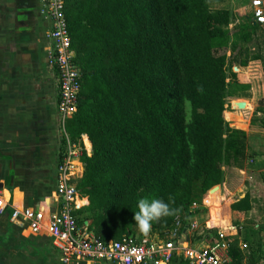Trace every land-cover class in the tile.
Segmentation results:
<instances>
[{
  "label": "trees",
  "instance_id": "16d2710c",
  "mask_svg": "<svg viewBox=\"0 0 264 264\" xmlns=\"http://www.w3.org/2000/svg\"><path fill=\"white\" fill-rule=\"evenodd\" d=\"M215 2L65 0L83 75L66 133L73 143L88 136L89 151L92 144V156L81 158L83 177L75 181L90 205L77 218L104 242L146 235L134 219L146 197L176 210L152 224L149 233L163 240L176 233L177 242L191 219L210 208L212 229H220L225 171L244 167L248 153L246 121L229 123L227 106L244 92L234 87L246 88L237 70L253 62L264 67V27L251 18L239 23L234 11L214 9ZM259 113L264 130V109ZM65 153L66 138L61 161ZM252 209L249 194L232 205L234 212ZM246 231L229 244L231 264L264 261L263 230ZM209 235L196 237L204 242ZM173 264L188 263L177 258Z\"/></svg>",
  "mask_w": 264,
  "mask_h": 264
},
{
  "label": "crops",
  "instance_id": "0c3cea01",
  "mask_svg": "<svg viewBox=\"0 0 264 264\" xmlns=\"http://www.w3.org/2000/svg\"><path fill=\"white\" fill-rule=\"evenodd\" d=\"M42 9V0H0V187L13 207L49 214L56 212L59 205L58 170L66 127L59 112L58 75L49 64L52 25L42 16ZM247 80L256 91L254 80ZM230 116L235 123L244 121L241 113ZM253 151L257 157L253 164H262L264 152L259 147ZM89 152L92 156V144ZM83 174L84 166L80 178ZM255 178L249 176L245 165L225 171L217 232H223L229 243L236 238L242 241L247 228L253 226L262 229L264 237V195H254L253 189L259 192L264 188V177L256 186L249 185L248 180ZM248 194L252 211H232V205ZM11 210L0 215V264H64L49 234L44 231L33 235L27 225L12 222ZM213 224L208 226L211 231L205 232L217 238ZM207 241L198 245L204 246Z\"/></svg>",
  "mask_w": 264,
  "mask_h": 264
},
{
  "label": "built area",
  "instance_id": "2783aa9c",
  "mask_svg": "<svg viewBox=\"0 0 264 264\" xmlns=\"http://www.w3.org/2000/svg\"><path fill=\"white\" fill-rule=\"evenodd\" d=\"M42 3L41 14L52 25L49 64L58 75L59 112L66 127L78 110L83 75L75 62L65 0H42ZM252 7L251 20L264 27V2L257 0ZM83 142L73 143L66 138V153L58 170L59 205L56 212L46 214L26 207H13L6 191L0 187V215L12 209V222L27 225L33 235L46 231L60 251L64 264H173L177 258H183L188 264H231L230 243L223 232H219L217 238L210 236L204 246L193 245L190 238L183 235L175 242L174 234L170 240H163L153 233L104 242L89 230V224L80 226L77 213L90 205L89 199L78 192L75 184L82 174L81 158L88 150ZM198 208L194 206V209ZM194 229L196 226L192 225L191 230Z\"/></svg>",
  "mask_w": 264,
  "mask_h": 264
},
{
  "label": "rangeland",
  "instance_id": "374dc122",
  "mask_svg": "<svg viewBox=\"0 0 264 264\" xmlns=\"http://www.w3.org/2000/svg\"><path fill=\"white\" fill-rule=\"evenodd\" d=\"M215 1L216 2L212 5L214 9H227L234 11L238 17V22L242 24L245 21H247L249 18H251L252 15L251 7L253 3L257 0H215ZM262 1L264 2V0ZM259 46L262 49H264L263 42H261ZM259 46L258 43H256L253 45V48L255 50H258ZM237 72H238V83H240L241 86L243 85L242 87L246 86V88L248 87L249 89L234 87V89L238 91L239 90L244 91V92L241 91L243 92L241 94L242 97H237L234 103L246 102V108L241 109L237 107L236 104L232 103L231 105L227 106L226 118L229 123L236 125L233 123L235 122V120L233 118H229L228 116L233 115L234 113H241V117L243 118V120L246 121L245 123H243L242 129H244L246 133L249 134V139L247 141L249 150L244 165L248 169L249 176L253 178L256 177L255 178L256 180L254 181L248 180V184L256 186V183L263 181L262 177H264V173L261 172V170L264 168V162H262V164H257V162L253 164L254 160H257V157L254 156L256 152H254L253 149L259 147L260 151L264 152V131L262 130L261 121H260L263 115L259 113L261 109H264V78L262 76L264 75V67L261 62H253L249 65L248 68L239 69L237 70ZM247 79L254 80L253 83L256 86L257 89L256 91H253L252 87L246 83L248 81ZM255 129H259L260 132H254ZM67 137L69 136L67 135L63 136L64 139ZM85 140H86L85 137L81 138L80 142L82 141V143H84L83 141ZM86 151L85 152L89 156L90 152L88 150ZM243 184H245V182L241 183V185ZM255 188L256 187L253 188L255 191L254 195H264V188L262 189L259 188L260 190L259 192L258 189L256 190ZM213 219H214V214L212 213V210H208L206 214L197 217V219L193 217L190 221L189 228L186 229L183 236L189 237L193 245H198L200 242H198V238L196 237V235L203 234L204 231H207L208 226L213 224ZM237 220L240 221L239 219ZM192 225H195L196 229L191 230ZM173 234L174 237H176V233ZM212 235L213 237H215L214 234ZM181 240L186 242L184 238H182Z\"/></svg>",
  "mask_w": 264,
  "mask_h": 264
},
{
  "label": "clouds",
  "instance_id": "9594fccd",
  "mask_svg": "<svg viewBox=\"0 0 264 264\" xmlns=\"http://www.w3.org/2000/svg\"><path fill=\"white\" fill-rule=\"evenodd\" d=\"M137 207L139 210L135 212L134 219L138 230L144 234L150 232L153 222L176 213L169 203L158 198H142L138 201Z\"/></svg>",
  "mask_w": 264,
  "mask_h": 264
},
{
  "label": "water",
  "instance_id": "95a60500",
  "mask_svg": "<svg viewBox=\"0 0 264 264\" xmlns=\"http://www.w3.org/2000/svg\"><path fill=\"white\" fill-rule=\"evenodd\" d=\"M234 104H236V103H234ZM236 106L241 108V109H244V108H246V102H240V103L237 102Z\"/></svg>",
  "mask_w": 264,
  "mask_h": 264
}]
</instances>
